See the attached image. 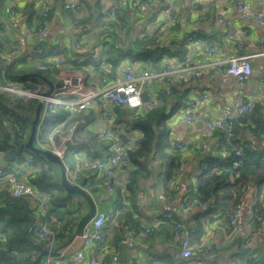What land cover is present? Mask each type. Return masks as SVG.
<instances>
[{
    "label": "crops",
    "instance_id": "obj_1",
    "mask_svg": "<svg viewBox=\"0 0 264 264\" xmlns=\"http://www.w3.org/2000/svg\"><path fill=\"white\" fill-rule=\"evenodd\" d=\"M87 1L90 5L96 2V0ZM141 1L137 0L135 7H120L121 10L129 13L127 15L124 13L123 19L118 16L116 19H109L114 20V24L99 29L93 16L81 23L74 22L71 16H81L82 13L79 14L71 10L72 14H68L67 11L70 9L65 8L67 11L63 9L64 0H47V2L43 0H0V35L2 39L7 42H16L19 48L26 47L27 50L33 49L36 45L43 47L46 53L51 56L48 60L49 63H53L56 67V70L52 68L49 70L47 79L54 85L58 84L62 74L75 71L85 75L87 85L98 88L103 85L104 80H110L113 75L124 69L135 72L152 69L161 73L166 64L178 67L185 59L192 65H209L205 74L199 77L184 76L182 81H179L174 73H162L143 91L146 93V100L142 107L138 108L139 111L147 109L150 106L148 100L158 97L160 92L167 94L172 93V90L174 92L171 98L173 102L168 107L161 141L165 140L170 145L184 141L187 143V148L182 151L183 159L179 166V173L172 179V183L167 188L163 186L167 165L163 160L162 163L160 160L158 161L159 158L155 155L158 149L154 147L146 158L148 174L145 178L139 179L133 192L128 191L127 193L125 190L119 197L114 192L115 190L107 192L100 185L98 186L99 190L94 193L87 191L90 196L99 195L97 210L104 211L107 215V221L103 227L105 243L102 250L95 251L89 247L85 250L83 259H76L75 251L80 248L81 243L78 236L74 235V229L69 236L64 237L53 247V250L58 254L64 253V255L58 257L56 254L54 256L59 264H90L91 257L96 259L97 264H185L179 256L180 240L174 236L172 222L158 223L156 221L160 218V213L166 210L175 217L174 219H180L184 226L190 230L189 235L193 243L201 238L206 239L208 243L207 253L195 251L196 253L190 261L191 264H198L199 260L211 264H253L256 254L260 255L264 250V220L255 230L252 229L250 221L251 207L255 201V186L250 184L242 194L241 212L236 219V229L230 235L225 233L224 229L213 232L216 226L226 227L227 224L218 223L220 216L217 211L215 214L213 211H209L204 215V212L208 211L209 205L205 209L191 206L186 211H181L179 204L190 191V187L194 186L196 176L203 167L202 156L204 154L219 155L224 159L230 156L226 142L222 144L223 134L220 130H216L210 137H204L202 122L204 117L233 112L239 97L245 95L253 99L254 106L262 107L261 116L264 120V96H262L264 85L260 82V76L264 73V53H260L264 47V0H148L149 7L143 6ZM111 2L112 0H99L102 11H107ZM46 5L51 12V20L41 36L28 41L27 38L33 28L30 24L35 22L37 15L43 11ZM241 5H247L251 14L244 16L240 8ZM168 6L172 8L175 15V21L172 24L168 23L167 17L161 11ZM85 11L83 15L89 16L88 10ZM256 14L261 15L260 20L254 17ZM218 16L223 18L222 22L217 20ZM193 32L197 33L198 38L186 42L185 37ZM140 35L147 37L150 42L149 47L155 48L154 45H159L167 48V53H163L158 65L153 66L155 63L149 65L142 60L132 62L128 57L122 58L115 67L108 62L101 61L99 64L100 75L96 73L89 75L82 69H75L73 65L76 63V59L87 60L91 54L95 56V59L100 56L103 59L101 53L104 40L108 41L107 45L114 52L119 50L123 54L129 49V42ZM182 44L185 50L183 57H179L178 53L179 50H182L180 47ZM209 45H215L217 49L211 57L206 55ZM233 56H249L253 73L243 82L215 71L217 63ZM57 57L64 59L63 66L58 64ZM4 73L0 70V84L7 79ZM43 87L42 92L48 89L46 81ZM203 93L208 94V99L201 102L199 96ZM23 98L30 99L25 96ZM37 103L38 101L35 104L37 105ZM104 106L110 108L109 103L105 102L100 105H92L83 111H75L70 115V121H75L76 127L71 135L67 151L68 159L72 158L74 161L72 163L73 170L66 173L69 180L70 175L77 167H79L78 172L88 171L87 163L90 160L105 158L108 155L109 141H100L96 138L97 134L108 128L106 121L99 118ZM189 108L200 111L201 116L198 120L187 121L184 119V113ZM116 111H118L117 108L114 109L115 113ZM63 113L64 111L59 109L52 114L61 116ZM45 116L46 113H43L41 106L40 123L36 129L33 143L37 147L47 148L49 145L48 135L58 123L54 119L58 117V121H60L61 118L54 116L53 120L56 123L51 122L48 129L45 126L46 131L41 134L39 129L40 127L45 129L41 124ZM251 122L255 125L254 121ZM248 124L249 122H245L244 127H240L241 124L236 125L234 131L237 130L238 139L248 140L251 149H264V137L262 139L253 137L248 130ZM123 129L126 133L131 134L134 140L140 136V130L137 128L123 127ZM29 131L30 125L25 140L21 143L26 142ZM15 140L11 137V141L18 146L19 143ZM226 140L230 141L231 138L226 136ZM21 149L19 158L33 153L25 148ZM17 160L14 159L16 162ZM6 162L8 160L4 157V153L0 152V165ZM158 163L161 164V167H158ZM127 168V166L119 167V173L124 178L127 176ZM14 170L20 178L25 180H29L32 177V172L35 171H26L22 161L16 163ZM51 170L54 182L60 184L55 181L60 179L59 167L52 164ZM10 187L11 183L8 178H0V194L9 193ZM263 187L264 185L261 190ZM166 193L171 195L170 199L166 198ZM69 198L76 201L82 214L86 211L87 206L83 198L78 195H70ZM120 200L125 208L135 207L137 214L130 216L129 227L124 230L126 235L124 238H128L130 243L118 242L117 245H114L113 229L110 230L108 224L113 222L114 210ZM29 209L35 216L36 208L31 202ZM135 220L139 224L136 225ZM134 229L136 230L135 234L133 233ZM146 229L148 230L146 231ZM27 231L30 232L29 225ZM41 242L44 244L41 247L47 249L46 242ZM38 252L37 249L36 251L31 248L27 250L30 255L33 253L37 255ZM114 254L119 257L116 262L112 259Z\"/></svg>",
    "mask_w": 264,
    "mask_h": 264
},
{
    "label": "trees",
    "instance_id": "obj_2",
    "mask_svg": "<svg viewBox=\"0 0 264 264\" xmlns=\"http://www.w3.org/2000/svg\"><path fill=\"white\" fill-rule=\"evenodd\" d=\"M79 1L83 7V12L81 16H71L74 22L81 23L93 16V20L99 29L114 24L115 21L109 20L107 16L108 10L104 12L100 8L99 0H96L93 5H90L87 0ZM63 9H65L64 6ZM86 9L89 16L83 15ZM70 11H67L68 14H72V11ZM124 13L127 15L129 12L127 13L118 8L116 18L118 16L123 19L122 15ZM105 17H107V20H105ZM50 20L51 12L48 7L46 16L43 15L42 11L37 15L35 22L33 21V24H30L33 27L31 32H35L38 27L47 25ZM107 44L108 41L104 40V47L101 53L103 59L100 56V58L92 62L81 60L78 63H73L75 69H82L89 75L92 73L100 75L99 64H101V61L108 62L115 67L125 57H128L132 62L142 60L149 65L155 63L153 66H156L162 59L163 53H167V48L165 47L159 45H154L156 46L155 48L149 47L150 42L145 35L136 36L130 41L129 49L123 54L119 50L114 52ZM180 47H182V50H179L178 56L183 57L185 47L183 44ZM17 48L19 46L16 42H7L0 35V70L5 72L4 74L8 79L21 83L23 89L31 92H42L45 81L32 73H38L48 79L49 70L51 68L56 70L54 64H50L48 61L51 56L45 50L46 57L39 56L32 51L28 59L22 57L9 62L10 51ZM39 64H45V70H40L38 68ZM173 93V90L169 94L160 92L158 98L161 99V103L150 104L147 109L141 111L139 109L125 110L117 108L116 124L127 129L137 128L140 130L139 138L134 140L133 145L125 150L129 164L127 165V176L124 178V192L125 190L127 193L128 191L133 192L134 186L139 179L147 176L146 158L154 147L158 149L155 155L159 158L160 163L163 160L167 165L163 186L167 188L172 183V179L179 173L183 150L174 149L167 141H161L165 130L168 107L173 102L171 99ZM35 103L36 101L31 98L24 99L22 95L0 91V152L4 153V157L8 162L16 164L25 159V157L19 158V152L22 149L11 141V137L16 139L28 132L30 125L28 117L34 113ZM59 109L64 111L61 116L52 114ZM261 112L262 107L255 105L251 113L237 120L232 128L233 133L230 141L226 140V131L220 129L223 134L222 144L226 142L230 156L224 159L219 155L204 154L202 156L203 167L196 176L194 186H191L190 191L183 197L182 201L186 204L193 199H199L207 203L209 209L204 212V215L209 211H213V214L217 211L220 216L218 223L223 225L228 224L227 211L241 200L242 194L250 184L255 186V201L250 212L252 229H257L260 222L264 220V193L261 191V187L264 185V149H251L249 147L244 156H236L231 146L243 143L249 144L248 140L238 139V132L237 130L234 131L237 124H241L240 127H244V123L249 122L248 130L250 134L255 138L262 139L264 137V120ZM45 113L46 116L41 123L44 127L51 124V122H59L58 117L54 119L55 121L53 117L59 116L62 119L68 114V110L66 106H60ZM251 121H254L255 125ZM40 132H44L42 127L39 129ZM166 148L169 150L167 149V151ZM36 155L43 157L40 154ZM14 159H18L17 162ZM72 163H74L73 159L66 157V166L70 171L73 170ZM158 167H161V164L158 163ZM51 174L52 170L36 169L32 172V177L26 180L34 185L37 191L50 193V200L46 203V216L54 215L58 223L48 221V225L51 229L61 234L70 223H77L82 211L76 201L69 198L70 195L66 196L62 186L54 182ZM252 176L255 177L254 182L250 180ZM102 180L103 176L99 171L88 168V171L78 172L74 181L87 191L94 193L99 190V185L102 186ZM114 192L121 197L119 189H115ZM29 205L30 202L28 200L15 198L10 193L0 194V264H31L36 255L34 253L33 255L28 254L27 250L31 248L36 251L33 245L36 242L40 246L44 245L41 240L35 239L31 232L27 231L28 225L30 230L34 219ZM114 212L113 222L108 224V226L110 225V230L113 229V241L114 245H117L118 242L120 243L126 237L124 230L129 227L130 216H135L134 214H137V212L135 207L125 208L121 200L118 201ZM134 223L136 225L139 224L137 220ZM104 243L105 241L103 245ZM256 263L264 264V250L260 255L256 254L253 264Z\"/></svg>",
    "mask_w": 264,
    "mask_h": 264
},
{
    "label": "built area",
    "instance_id": "obj_3",
    "mask_svg": "<svg viewBox=\"0 0 264 264\" xmlns=\"http://www.w3.org/2000/svg\"><path fill=\"white\" fill-rule=\"evenodd\" d=\"M47 2V0H43ZM137 0H112L108 9V18L116 19L117 9L125 6L135 7ZM141 4L145 7H149L150 2L148 0H142ZM63 6L66 9H70L76 13L81 14L83 7L79 0H64ZM46 5L43 9V15H47ZM196 8V6H194ZM242 14L248 16L251 14L250 9L247 5L240 6ZM163 14L167 17L168 23L175 21V15L172 12L171 7H164L162 10ZM257 20L261 19L260 14L254 16ZM219 22L223 21V18L218 16ZM230 23L229 21H226ZM46 24L38 27L35 32H31L28 36V41L35 37H39L43 34L46 28ZM198 38L197 33L193 32L185 37L186 42H191ZM215 45H209L206 49L207 57H211L216 51ZM35 52L39 56L46 57L44 49L40 45H36L33 50H27L17 48L11 50L9 53V62L14 59L25 57L28 59L31 56V52ZM264 53V47L261 52ZM50 59V58H48ZM95 56L91 54L87 60L93 61ZM81 59H76V63ZM59 65L64 64L62 57H57ZM208 64L205 65H192L186 59L181 62L178 67H171L170 65L165 66L163 72L158 73L152 69H142L139 72H135L130 69H124L119 71L116 75H113L110 80H104V83L100 87H91L87 85L85 75L79 71L74 73L62 74L59 78V82L52 91L45 95L44 92H31L23 89L22 84L10 79H5L0 84V90L19 94L28 98L33 99L41 103L43 107V113L48 110L56 109L60 106H66L68 114L62 118L56 126L51 130L48 135L49 145L48 149L51 153L56 155L65 166L66 173L68 170L66 166V157L71 135L76 127L75 121H70L71 113L75 111H83L92 105H100L101 103H109L110 108L107 106L103 107V110L99 114V118L106 121L108 128L97 134L96 138L100 141H109V152L105 158H96L90 160L87 163V168L99 171L102 176V186L107 192H112L115 189H119L124 192L125 180L122 174L119 173V167L127 166L129 164L128 157L126 156L125 150L127 147L133 145L134 137L131 134L126 133L121 125L116 124V113L115 108L121 109H138L142 107L144 101L141 98L143 91L150 86L154 79L162 73H174L177 75L179 81L184 79V76L193 75L199 77L208 71ZM40 70H45V64H39ZM215 71L221 75L230 76L236 81L243 82L250 77L253 73V69L249 62V56H233L225 61L219 62L215 66ZM260 82L264 85V73L260 76ZM264 96V92L262 93ZM208 99V94L203 93L199 96V100L204 102ZM150 104L161 103V99L154 97L153 100H148ZM254 108V101L252 98L242 95L239 97L236 107L233 112L212 116L204 117L203 122V135L204 137H210L215 130L223 129L226 131V136L231 137L233 133V126L239 119L244 118L247 114L252 112ZM201 113L195 108H189L184 113V119L187 121H196L200 118ZM26 133L16 138L17 143H21L25 140ZM233 152L236 156H244L246 150L249 148V144L243 143L240 145H231ZM172 148L177 150H185L187 143L184 141L175 142L171 145ZM159 161V159H158ZM16 165V164H15ZM14 163L6 162L0 165V178L6 177L11 183L10 195L15 198H21L28 200L33 203L36 208V214L32 221L30 232L32 236L37 239L46 242L47 249L53 250L54 245L61 241L64 237L69 236L70 233L75 229L76 224L70 223L67 228L60 234L59 232L51 229L48 225V221L58 223L54 215L46 216V203L50 200L49 192L37 191L34 185L25 179L20 178L15 170ZM22 165L26 171H33L36 169L51 170L52 164L47 161L44 157L37 156L34 153H28L25 159L22 161ZM79 171V167L75 169L70 175L71 182L76 183L75 176ZM77 184V183H76ZM264 193V187L261 190ZM166 198L170 199L169 193L165 194ZM191 206H198L202 209L208 207V204L200 201L199 199H193L188 204L181 201L179 209L186 211ZM242 203L238 201L231 209L227 211V226H216L213 232L225 230V233L232 234L236 229V219L241 212ZM107 221L106 212L96 210L95 214L90 220L83 226L82 232L78 236L80 239V248L75 251L76 259H83L84 252L87 248L92 247L95 251H101L103 248V227ZM158 223L162 221H170L173 224L174 236L180 240L179 256L185 264H191V259L195 255V251L198 253H207L208 243L206 239L201 238L196 242H192L190 239V230L184 226L180 219H174L170 212L164 210L160 213V218L156 220ZM209 221V218H207ZM148 229H146L147 231ZM136 233V230H133ZM121 242L129 244V239L124 238ZM120 242V243H121ZM64 253H57L58 257L63 256ZM113 261H118V255L112 256ZM90 264H97L94 257L89 259ZM41 264H59L56 257L53 255H46L42 258ZM74 264V263H68ZM198 264H211L210 262L199 260Z\"/></svg>",
    "mask_w": 264,
    "mask_h": 264
},
{
    "label": "water",
    "instance_id": "obj_4",
    "mask_svg": "<svg viewBox=\"0 0 264 264\" xmlns=\"http://www.w3.org/2000/svg\"><path fill=\"white\" fill-rule=\"evenodd\" d=\"M33 75L39 76L41 79L47 82L48 84V89L44 91V94L47 95L49 94L52 89L57 86V84H53L50 81H48L44 76L38 74V73H32ZM142 100H146V93L143 92L141 94ZM40 110H41V103H37L35 112L33 115L28 117V120L30 121V131H29V136L26 140L25 143H19L18 146L21 148H25L29 150L30 152L40 154L42 155L47 161L50 163L56 165L59 167L60 170V179L55 180L56 182H59L64 189L65 193L68 195H78L86 203V211L80 216L78 219L75 230H74V235H79L82 232L83 226L90 220V218L95 214L97 210V202L99 195H94L90 196V194L87 192L86 189L81 187L80 185L71 182L67 175H66V170L64 163L53 153H51L48 149L44 147H37L34 145L33 141L35 138L36 134V129L40 123ZM250 180L252 182L255 181V177H251ZM34 247L39 251L34 260L31 262V264H40L42 257L46 255H56L57 252L55 250H48L42 248L39 244L33 243Z\"/></svg>",
    "mask_w": 264,
    "mask_h": 264
},
{
    "label": "rangeland",
    "instance_id": "obj_5",
    "mask_svg": "<svg viewBox=\"0 0 264 264\" xmlns=\"http://www.w3.org/2000/svg\"><path fill=\"white\" fill-rule=\"evenodd\" d=\"M49 126H50V124L47 125V129H48ZM44 128H45L44 131H46V127H44ZM41 134H42V132H41ZM46 146H47V145H46ZM46 146H45V147H46ZM51 164H52V163H51Z\"/></svg>",
    "mask_w": 264,
    "mask_h": 264
}]
</instances>
